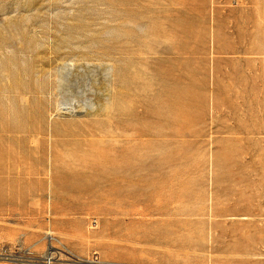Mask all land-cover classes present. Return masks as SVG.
I'll list each match as a JSON object with an SVG mask.
<instances>
[{
    "label": "rangeland",
    "instance_id": "obj_1",
    "mask_svg": "<svg viewBox=\"0 0 264 264\" xmlns=\"http://www.w3.org/2000/svg\"><path fill=\"white\" fill-rule=\"evenodd\" d=\"M27 152L0 252L264 264V0H0V156ZM48 177L98 217L43 216Z\"/></svg>",
    "mask_w": 264,
    "mask_h": 264
},
{
    "label": "crops",
    "instance_id": "obj_2",
    "mask_svg": "<svg viewBox=\"0 0 264 264\" xmlns=\"http://www.w3.org/2000/svg\"><path fill=\"white\" fill-rule=\"evenodd\" d=\"M58 139V138H57ZM59 141V139H58ZM60 142V141H59ZM61 145V143H60ZM57 152H55L56 156V163L54 166H57L59 163H62L64 157H61L63 154V150L61 146H56L55 148ZM53 155V151L50 152V157ZM32 162V153L27 152L24 155L22 154L19 159L13 160V157L9 153L3 154V156H0V184L7 186L8 191L6 195H10L12 193L11 186H14L12 184H16L21 187H26L27 190L24 189H17L16 192L20 193V197L18 200H16L12 205H3L0 206V217H29L30 214V203L23 198V193L26 191L29 193L33 178L31 177L33 174V171L36 170L33 166ZM121 169V167L119 168ZM15 174H18L19 177L14 176ZM54 172L51 174L53 175ZM62 181V182H60ZM61 183L62 186L68 185L65 179H57L53 177H48V181L44 184L48 187L49 197L51 200L46 204L43 203V205L40 207L42 208L44 213L43 216L49 215L52 217H61V218H74L81 215V211L83 213H90L94 216H97L96 210L102 208L100 205H96L95 202H83L79 200L78 192L74 191L73 189H68L67 191H63L61 189H57L58 183ZM73 182V181H72ZM70 186H74V183H71ZM62 193H69L67 196H70L69 199H58L57 195H61ZM38 206V205H37ZM10 211H13L15 213H10ZM96 219L95 217H93ZM97 223V219L95 220ZM90 224V222H89ZM97 225V224H96ZM23 235L26 233L25 230L20 231Z\"/></svg>",
    "mask_w": 264,
    "mask_h": 264
},
{
    "label": "built area",
    "instance_id": "obj_3",
    "mask_svg": "<svg viewBox=\"0 0 264 264\" xmlns=\"http://www.w3.org/2000/svg\"><path fill=\"white\" fill-rule=\"evenodd\" d=\"M46 246L40 257L33 255V251L29 247H23L22 245L15 247L14 249H6L0 252V257L9 261H21L26 264H75L80 262H87L88 264H103L98 258L97 254H91L88 259H78L69 257L67 260H61L60 254L64 252L63 245L56 239L52 233H46L45 236Z\"/></svg>",
    "mask_w": 264,
    "mask_h": 264
}]
</instances>
